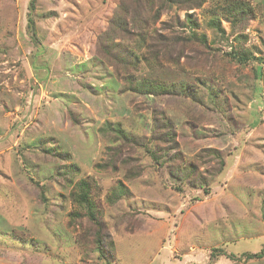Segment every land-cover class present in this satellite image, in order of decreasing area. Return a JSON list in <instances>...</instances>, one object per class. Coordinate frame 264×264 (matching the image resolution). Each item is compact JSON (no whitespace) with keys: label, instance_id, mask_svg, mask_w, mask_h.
<instances>
[{"label":"rangeland","instance_id":"374dc122","mask_svg":"<svg viewBox=\"0 0 264 264\" xmlns=\"http://www.w3.org/2000/svg\"><path fill=\"white\" fill-rule=\"evenodd\" d=\"M30 3L0 0V264H264L246 258L264 251V0L156 5L159 17L147 21L154 36H187L192 13L207 43L193 41L180 63L163 60L132 82L116 76L98 39L125 41L110 18L122 5L132 10V0H36L33 11ZM149 78L160 89L137 91ZM161 117L173 123L185 162L213 170L215 154L223 158L208 194L144 149L126 147L117 171L95 167L113 145L100 131L106 123L149 135ZM88 176L114 259L82 244L89 222L70 215L84 212L70 194ZM120 181L131 194L110 203Z\"/></svg>","mask_w":264,"mask_h":264},{"label":"trees","instance_id":"16d2710c","mask_svg":"<svg viewBox=\"0 0 264 264\" xmlns=\"http://www.w3.org/2000/svg\"><path fill=\"white\" fill-rule=\"evenodd\" d=\"M205 0H132L134 6L130 10L126 5H122L124 10L123 14L110 18V24L114 29L121 31L123 34V40L117 42L108 36V33H103L98 36L99 47L103 53L104 58L114 66L116 76L123 81L134 80V78L143 72L152 70L157 66L163 65V60H172L176 63H180V58L185 55V49H191V43L198 42L201 45H206L207 36L204 33H199L200 27L199 20L194 17L192 13L186 15V25L192 28V31L187 36H173L169 39H164L160 36H154L149 30L147 21L151 22V19H157L159 17L160 10H152L156 5L160 9L176 7L179 9L190 10L194 8H200ZM36 0H31L30 8L33 11L35 8ZM144 5L148 10L155 11L154 16L147 15L143 17L140 11L141 6ZM241 6L244 3H240ZM216 21L212 20L211 26L215 25ZM219 29L222 31V24L219 21L217 23ZM28 28L30 32L35 35V18L32 12L29 15ZM233 54V53H232ZM238 53H234L232 58H237ZM239 61H247L249 56L246 54L242 57H238ZM238 61V60H237ZM261 80H264V69L257 74ZM161 87L160 80L156 78H149V80L139 79L136 83L137 91L152 92L157 91ZM166 90V88H165ZM71 119L73 123H78L79 119L77 115L71 111ZM101 133L106 136L112 146L107 148V159L100 163H96L95 167L98 170H111L117 171L119 168L118 161L123 150L126 147H130L134 150L144 149L150 156V158L159 163L160 165H168L170 173L175 178L181 181H189L193 186H199L203 189L204 193H209V187H207L210 178L213 173L219 172L221 167L225 164L223 158L219 154H215L217 164L213 163L212 166L201 169V165L198 162H185L182 154L175 150L178 148V142L176 141V131L173 123L167 119H160L156 122L155 126L151 129L149 135H138L127 131L120 123H106L101 129ZM118 143V146H115ZM175 151V152H174ZM210 155L211 150H206ZM208 162H211L210 160ZM72 172L79 171V167L76 164L69 165ZM138 172L131 174L134 177ZM119 189L113 191L107 196V200L110 203H114L116 200L131 194V191L127 186L120 181ZM41 189V186L36 182ZM97 189L95 180L93 177L88 176L86 178L79 179L70 194L72 201L79 205L84 212L73 211L70 215H74L78 219L75 222L80 224V220L84 218L89 222V226L83 228L81 233V241L84 245H91L97 252L100 259H114L115 254L113 250L109 249V246L113 247L110 239V234L107 231V222L101 217V208H99L98 202L93 198ZM180 189V188H179ZM42 198L46 201L44 194ZM74 222V223H75ZM264 251L247 253V259L262 258Z\"/></svg>","mask_w":264,"mask_h":264}]
</instances>
